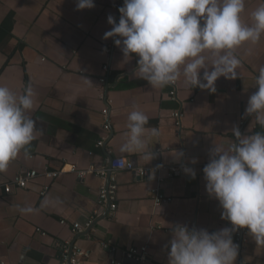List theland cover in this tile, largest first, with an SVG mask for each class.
I'll return each instance as SVG.
<instances>
[{
    "label": "crops",
    "instance_id": "crops-1",
    "mask_svg": "<svg viewBox=\"0 0 264 264\" xmlns=\"http://www.w3.org/2000/svg\"><path fill=\"white\" fill-rule=\"evenodd\" d=\"M115 3L94 0L93 8L77 10V0H0V86L17 94L31 86L35 105L29 115L39 129L26 150L0 173V263L59 264V245L70 242L86 251L83 264H108L112 259L168 264L176 225L210 233L232 227L222 218L219 201L206 191L203 168L215 144L227 149L236 142L234 127L242 135L264 132L257 115L246 114L248 99L258 90L259 69L264 67V36L236 49L241 59L236 79L220 77L216 91L210 92L193 88L181 76L172 99V85L153 88L134 75L138 57L124 56L114 43L122 38L104 39L112 28L108 16L119 22ZM262 4L264 0H245L242 22L251 24V13ZM106 108L109 131L104 129ZM174 110L182 113L180 125ZM132 111L144 112L149 117L146 128L159 131L155 137L145 133L146 150L153 152L150 162L142 153L120 152ZM103 137L105 144L98 146ZM111 157L127 158L140 167L178 165L182 172L170 178L164 169L159 174L164 181L159 183L158 173L140 179L127 170L114 171L117 209L112 213L108 201L101 203L99 198L107 180L95 173L80 178L69 171L71 165L101 168ZM185 167L194 171L195 178ZM62 168L68 171L57 178L41 174L25 188L11 193L4 189L25 169L42 173ZM156 188L173 201L156 205ZM90 218H94L91 230L73 228ZM104 241L115 249L104 248ZM233 241L236 244L234 232ZM142 245H148L146 261L124 256L126 249ZM234 264H264V247L257 246L249 232Z\"/></svg>",
    "mask_w": 264,
    "mask_h": 264
},
{
    "label": "clouds",
    "instance_id": "clouds-1",
    "mask_svg": "<svg viewBox=\"0 0 264 264\" xmlns=\"http://www.w3.org/2000/svg\"><path fill=\"white\" fill-rule=\"evenodd\" d=\"M94 0H77V10L93 8ZM245 0H123L120 18L108 16L112 25L104 39H115L125 57H138L134 75L153 88L175 84L181 76L194 87L215 92L220 77L236 79L241 59L236 49L256 44L264 36V4L242 22ZM201 70L203 73L201 75ZM257 91L248 99L246 114L257 115L264 127V67L256 77ZM31 86L17 94L0 86V173L36 138V121L29 115L35 105ZM149 117L142 111L128 115V131L121 153H142L150 162L145 133ZM236 142L225 149L216 145L203 168L206 191L219 201L222 218L232 225L216 232L176 225L170 241L168 264H234L238 246L233 232L248 229L257 246L264 247V132L242 135L232 129ZM25 155L27 152L25 151ZM179 155H182L180 153ZM195 163V161H193ZM185 172L195 178L192 169ZM22 212L31 209H20Z\"/></svg>",
    "mask_w": 264,
    "mask_h": 264
},
{
    "label": "built area",
    "instance_id": "built-area-1",
    "mask_svg": "<svg viewBox=\"0 0 264 264\" xmlns=\"http://www.w3.org/2000/svg\"><path fill=\"white\" fill-rule=\"evenodd\" d=\"M123 6V0H116L115 7L119 10L120 7ZM120 12H119V17H120ZM112 50V47H108L106 51L110 53ZM104 69L106 71L109 70V65L105 64ZM102 82H105L106 79L105 77L101 78ZM176 85L172 84L173 89L170 91L169 95L171 96L172 99H176L177 93H176ZM105 116V121H104V129L106 131L110 130V123L108 119L109 111L106 108L103 112ZM173 116L177 120V124L180 125L181 122V117L182 113L180 110H174L173 111ZM106 137H103L100 139L97 143L98 146H103L105 144ZM168 170V175L170 178L176 177L181 175L182 169L178 165H164L163 163L157 165V166H135L132 161H130L127 158H110L108 160L107 165L101 168H94L91 167L87 170L83 169H78L75 165H71L69 171L70 172H75L78 174L80 178H83L85 175L88 173H95L99 175L100 177L104 178L107 180L109 172H111L110 176V182L109 184L103 186L100 189L99 192V198L101 203H106L107 201H111V206L110 209L112 213L117 209V204L115 203L116 200V195H117V182L115 175L113 174L114 171H120V170H127L130 171L134 174L135 177L137 178H148L155 173H158L157 179L159 183H163L164 178L159 176L160 172L162 170ZM65 168H62L61 170L58 171H50V170H45L42 173L37 170H23L20 173H18L16 176H14L7 184L4 185V189L7 193H11L15 188H25L28 184V182L41 174L50 177V178H57L67 172ZM46 192V188L44 191H42V194ZM155 204L156 205H164L168 204L173 201V198L166 195L164 192H162L159 188L155 189V196H154ZM93 220L94 218L88 219V221L84 224L81 225L80 223H75L73 225V228L76 231H81L83 229H88L91 228L93 225ZM62 223H65V221H62ZM247 232L248 229L246 228H240L237 231H235V238H236V245L238 248L242 245L244 241H246L247 238ZM44 233V232H43ZM102 246L104 248H112L113 250L115 249L110 241H104L102 242ZM60 248V263L59 264H83V259L87 255L85 250L79 249L77 247H74L73 244L70 242H64L59 245ZM124 256L127 259H132L137 262H144L147 260L148 257V245H142L139 247H130L124 251ZM0 264H5L4 262H1ZM108 264H125L124 260L121 261H116L112 259L110 263Z\"/></svg>",
    "mask_w": 264,
    "mask_h": 264
},
{
    "label": "water",
    "instance_id": "water-1",
    "mask_svg": "<svg viewBox=\"0 0 264 264\" xmlns=\"http://www.w3.org/2000/svg\"><path fill=\"white\" fill-rule=\"evenodd\" d=\"M111 158H114V157H111ZM110 176H111V172H109V174H108V177H107V184H109V182H110ZM108 203H109V206H111V201H108ZM91 229H92V227L89 228V230H91Z\"/></svg>",
    "mask_w": 264,
    "mask_h": 264
}]
</instances>
